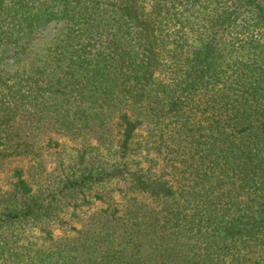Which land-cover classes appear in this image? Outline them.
Wrapping results in <instances>:
<instances>
[{
    "label": "trees",
    "instance_id": "trees-1",
    "mask_svg": "<svg viewBox=\"0 0 264 264\" xmlns=\"http://www.w3.org/2000/svg\"><path fill=\"white\" fill-rule=\"evenodd\" d=\"M0 208L3 264H264V0H0Z\"/></svg>",
    "mask_w": 264,
    "mask_h": 264
},
{
    "label": "rangeland",
    "instance_id": "rangeland-1",
    "mask_svg": "<svg viewBox=\"0 0 264 264\" xmlns=\"http://www.w3.org/2000/svg\"><path fill=\"white\" fill-rule=\"evenodd\" d=\"M1 209V208H0ZM69 229V228H68ZM39 227H32L31 224H24L18 228L11 230L10 235L5 237L7 241L16 242L18 244H28L30 242L39 241ZM56 233L62 234L61 230H57ZM2 241V239H0ZM0 257V264H3ZM8 264V263H5ZM12 264V263H9Z\"/></svg>",
    "mask_w": 264,
    "mask_h": 264
}]
</instances>
